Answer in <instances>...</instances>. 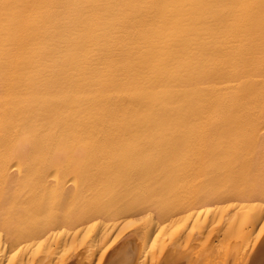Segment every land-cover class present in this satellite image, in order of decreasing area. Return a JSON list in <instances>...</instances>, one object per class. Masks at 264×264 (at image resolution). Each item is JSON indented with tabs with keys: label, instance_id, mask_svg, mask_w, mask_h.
Masks as SVG:
<instances>
[{
	"label": "bare ground",
	"instance_id": "6f19581e",
	"mask_svg": "<svg viewBox=\"0 0 264 264\" xmlns=\"http://www.w3.org/2000/svg\"><path fill=\"white\" fill-rule=\"evenodd\" d=\"M0 264H264V0H0Z\"/></svg>",
	"mask_w": 264,
	"mask_h": 264
}]
</instances>
